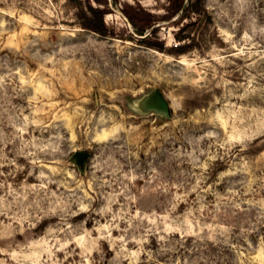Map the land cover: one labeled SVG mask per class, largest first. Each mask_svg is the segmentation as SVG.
Returning a JSON list of instances; mask_svg holds the SVG:
<instances>
[{"label":"rangeland","instance_id":"obj_1","mask_svg":"<svg viewBox=\"0 0 264 264\" xmlns=\"http://www.w3.org/2000/svg\"><path fill=\"white\" fill-rule=\"evenodd\" d=\"M202 1L0 0V264H264V0Z\"/></svg>","mask_w":264,"mask_h":264},{"label":"trees","instance_id":"obj_2","mask_svg":"<svg viewBox=\"0 0 264 264\" xmlns=\"http://www.w3.org/2000/svg\"><path fill=\"white\" fill-rule=\"evenodd\" d=\"M171 8H172V17L177 16L179 19L178 24L183 23V21L187 18H191L193 14H196L197 16H201V13L205 12L203 1L202 0H169ZM99 18V24L98 26H94L89 23H85V27L91 28L93 30L105 33L106 32V25L103 20V14L100 10H97L95 8L92 9ZM128 17L131 21L132 27H133V37H136L137 40L144 45L156 48L161 51H171L175 53H184L186 52L189 47L193 43L192 38L191 42L189 43H181V41L186 40L187 37L190 36V34H182V30L184 29L183 26L179 28V32H176L175 37L177 40L180 41L179 44H176L175 46H172L170 48L166 47L163 41H157L150 37V33L154 30V28L157 26V24L160 22V20L157 19H147L142 20L136 18V16L128 14ZM138 21H142L141 24L138 23Z\"/></svg>","mask_w":264,"mask_h":264},{"label":"water","instance_id":"obj_3","mask_svg":"<svg viewBox=\"0 0 264 264\" xmlns=\"http://www.w3.org/2000/svg\"><path fill=\"white\" fill-rule=\"evenodd\" d=\"M135 108L140 113L155 112L165 118L171 117V105L165 94L159 89L155 88L141 96L135 104ZM76 155L79 159H84L89 156L90 153L83 150L76 151Z\"/></svg>","mask_w":264,"mask_h":264}]
</instances>
